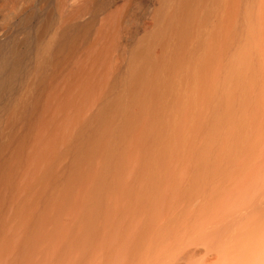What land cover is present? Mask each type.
Here are the masks:
<instances>
[{
	"label": "bare ground",
	"instance_id": "6f19581e",
	"mask_svg": "<svg viewBox=\"0 0 264 264\" xmlns=\"http://www.w3.org/2000/svg\"><path fill=\"white\" fill-rule=\"evenodd\" d=\"M61 1L0 56V264H264V0Z\"/></svg>",
	"mask_w": 264,
	"mask_h": 264
},
{
	"label": "rangeland",
	"instance_id": "374dc122",
	"mask_svg": "<svg viewBox=\"0 0 264 264\" xmlns=\"http://www.w3.org/2000/svg\"><path fill=\"white\" fill-rule=\"evenodd\" d=\"M4 1V2H3ZM20 1V2H19ZM29 2V3H28ZM34 2H35V4H34ZM48 2V3H47ZM60 2H61V5H60ZM63 1H61V0H0V11H4L5 10V8H6V10L5 11H7V12H9V11H11L10 13H8L7 14V16L6 17H4L3 18V20H4V22H3V24H5V26H8V25H10L13 21H15L14 22V27H12V28H9L8 29V31H7V38L3 41V42H0V56L1 57H3V56H8L9 54L11 55V52H12V50L14 51V49H18V50H16V51H18L20 54H21V52H20V50L22 51V50H26V52L28 53L29 51H27V48L29 47H27V44H25V42H27L28 40L30 41V39H32L31 41H36V37L34 36V34L36 35L37 34V32L39 31V30H41L40 29V27H41V23H42V25H43V28L44 27H46V26H48L50 23L51 24H56L57 22H59L58 21V19H59V15H60V13H59V15H58V10H60L59 9V7L61 8L63 5L62 4H64V3H62ZM56 3V4H55ZM3 4H4V6H3ZM20 4V5H19ZM33 4V5H32ZM46 4H48V5H46ZM25 5V6H24ZM42 6V7H41ZM140 6V4L138 5H136V7L138 8ZM49 9H48V8ZM51 7H52V9H51ZM3 8V9H2ZM19 8H21V11H20V9ZM8 9H9V11H8ZM55 9H56V11H55ZM26 10V11H25ZM14 11L15 12H17V13H15V14H13L14 13ZM18 11H20V13L18 12ZM46 11V12H45ZM40 12V13H39ZM43 14H42V13ZM60 12H61V10H60ZM32 13H33V15H32ZM55 13V14H54ZM57 13V14H56ZM137 11L136 12H133L132 13V15H131V20H130V23H129V30L131 29V28H133L134 26L133 25H135L136 24V22H138V18L136 19V17H137ZM1 14V13H0ZM16 14H21V15H16ZM30 16H29V15ZM40 14V15H39ZM49 14H50V16H52L53 14H54V16H55V18H56V15H58L57 17H58V19L56 18V19H54L53 18V16H52V18L50 19V16H49ZM10 15V16H9ZM11 15H13L12 17H11ZM16 15V17H14ZM31 15L33 16V19H32V17H31ZM26 16H29V17H27V19H26ZM42 16V17H41ZM25 17V18H24ZM31 17V18H30ZM28 18L31 20H33L32 22L31 21H29V22H31V23H27V24H30V25H26V23H25V21L26 20H28ZM47 18V19H46ZM22 19V20H21ZM23 19L25 20V21H23ZM45 19V20H44ZM52 19H54V20H56V21H52ZM133 19V20H132ZM134 19H136V20H134ZM21 20V21H20ZM23 21V22H22ZM50 21V23H47V22H49ZM132 21V22H131ZM135 21V22H134ZM26 22H28V21H26ZM53 22H56V23H53ZM19 23V24H18ZM22 23H25V24H22ZM21 24L22 25H24V26H21ZM32 24V25H31ZM37 24V25H36ZM40 25V26H39ZM21 28H20V27ZM29 27L30 26V28H25V27ZM131 26H133V27H131ZM38 27V28H37ZM35 28V29H34ZM135 28V27H134ZM133 28V29H134ZM13 29V30H12ZM24 29H26V30H24ZM29 29V30H28ZM38 29V31H35V30H37ZM19 30V31H18ZM128 30V31H129ZM132 30V29H131ZM21 31V32H20ZM22 31H23V33H22ZM31 31V32H30ZM19 34V37H17L18 36V34ZM39 33V32H38ZM16 34H17V36H16ZM31 34V38L29 37V39L27 38V36L28 35H30ZM33 35V36H32ZM40 35V33L38 34V36ZM37 36V35H36ZM28 39V40H27ZM24 40V41H23ZM22 41V42H21ZM13 45V46H12ZM18 45V46H17ZM25 45H26V48H25ZM17 48H16V47ZM34 46V45H33ZM11 47H12V49H11ZM15 47V48H14ZM22 48V49H21ZM15 51V52H16ZM33 52H34V48H33ZM4 53H6V54H4ZM14 53V52H13ZM2 54V55H1ZM22 54H24V52L22 53ZM33 54V56H34V53H32ZM32 56V55H31Z\"/></svg>",
	"mask_w": 264,
	"mask_h": 264
}]
</instances>
